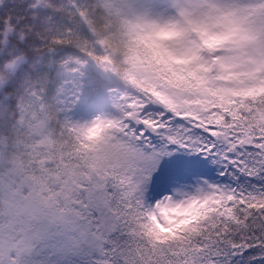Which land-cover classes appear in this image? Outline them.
Returning <instances> with one entry per match:
<instances>
[{"label":"snow or ice","instance_id":"obj_1","mask_svg":"<svg viewBox=\"0 0 264 264\" xmlns=\"http://www.w3.org/2000/svg\"><path fill=\"white\" fill-rule=\"evenodd\" d=\"M0 264H264V0H0Z\"/></svg>","mask_w":264,"mask_h":264}]
</instances>
